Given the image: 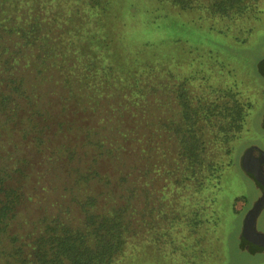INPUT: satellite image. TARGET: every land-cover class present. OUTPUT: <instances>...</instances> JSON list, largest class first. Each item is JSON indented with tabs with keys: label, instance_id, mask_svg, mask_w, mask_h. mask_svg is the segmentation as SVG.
<instances>
[{
	"label": "trees",
	"instance_id": "trees-1",
	"mask_svg": "<svg viewBox=\"0 0 264 264\" xmlns=\"http://www.w3.org/2000/svg\"><path fill=\"white\" fill-rule=\"evenodd\" d=\"M252 1L150 0L179 11L204 8L225 23L244 16ZM138 3L0 0V264H144L142 245L162 251L170 244L174 252V233L181 234V244L190 237L197 244L192 236L199 224L217 225L201 216L206 210L216 218L214 195L223 171L233 165L235 141L252 104L219 58L201 56L230 84L212 88L194 82V72L176 75V59L160 54L156 41H124L126 32L109 29V21L122 28L124 17L140 20ZM182 54L189 55L187 65L197 63L189 50ZM49 80L55 85L46 91L54 90L60 112L39 93ZM163 93L179 111L163 125L151 123V108ZM82 102L93 123L78 116ZM23 144L47 170L67 167L61 172L64 200L53 204H75L77 214L59 207L36 220L23 218L20 223L29 227L21 234L13 223L27 204ZM258 228L264 231V211ZM221 240L215 254L209 250L218 262ZM202 253L194 264H206Z\"/></svg>",
	"mask_w": 264,
	"mask_h": 264
},
{
	"label": "rangeland",
	"instance_id": "rangeland-1",
	"mask_svg": "<svg viewBox=\"0 0 264 264\" xmlns=\"http://www.w3.org/2000/svg\"><path fill=\"white\" fill-rule=\"evenodd\" d=\"M141 2H143L142 5L138 3V11L141 13L140 20H135V17L130 18L129 16L126 20L124 17L127 23L122 28H119L118 24H116V27L112 26V21H109V29L115 30L113 32L122 29L123 34L126 32L124 41H156L160 48V54H171V57L176 59V64L172 65L176 75L179 74V77H182L194 72L193 75L197 78L194 82L206 84L212 88H220L230 84L225 80V74L223 75L221 69L219 70L214 63H210L201 56L207 57L209 55L212 58H219L224 65V70L230 67L231 74H228L230 81L233 84L235 79L238 81V84H236L237 91L252 104L246 124L235 141L232 157L233 165L223 171L220 190L217 195H214L215 201L212 204L215 206L216 211L213 215L216 218L211 219L209 212H206V210H204L205 214L201 216V219L207 218L204 220H212L217 225L211 227L212 222L199 224L196 233L192 236L198 241L197 244H195V241L192 242L191 237L189 241L186 240L181 244L182 239L179 238L181 234L174 233L172 236L176 249L174 252L168 250L170 244L164 245L162 251L144 244L141 248L144 257L141 255V259H146L144 264H194L199 259V253L201 254L204 251L206 264H264V255H250L245 251H240L237 246L241 219L250 207L251 202L256 198V190L250 180L241 172L238 159L244 148L251 144H256L264 149V128L261 126L264 112V79L258 71L259 60L264 57V0L252 1L244 16L236 17V20L234 19L228 23L220 21L218 18H211L204 8L179 11L174 7H157L158 5L152 4L150 0H141ZM113 3L116 4L117 2ZM147 12H150L149 15ZM144 13H147V16H144ZM152 16H157L155 22L145 24L144 19L145 21L150 20ZM149 26L153 27V30ZM247 26H250L251 31L245 32V34L243 30H246ZM183 50L190 51L192 55L191 63L195 59L197 62L195 65L186 64L187 61L190 62L189 59H186L189 58V55H183ZM143 56L147 60L150 54ZM185 61L186 63H184ZM204 72H206L205 75H203ZM199 76H204L206 80L198 78ZM179 80L180 78L176 80L177 83ZM51 85L54 86V82L46 81L42 90L40 91L39 86L37 92L40 91L39 93L44 100L51 101L50 107L54 105L52 109L60 112L61 105L59 101H56L57 98L53 94L54 90L52 92L46 91ZM165 95L163 93L160 102L151 108L156 115V119L150 120L151 123L158 120L163 125L168 120L176 118L179 106L172 99L169 103L166 102ZM84 104L86 103L82 102L76 105V107H80L78 108L80 109L78 116L81 117L84 123H93L94 114L89 110L81 109L82 106H85ZM81 155L82 150L79 151L78 156ZM22 156H25L28 160L25 169L30 174L22 189L27 194V197H25L27 204L22 205L21 208L25 209H20L21 215L13 223V230L22 234L29 226L21 224V219L36 220L35 218L39 215L53 213L59 207L62 209L67 207L72 210L73 214H77L75 204H53V202L57 203L64 200V198L62 199L64 175L61 172L65 171L67 167H64L63 170L54 165L47 170L39 155L29 145L24 146L23 144ZM86 159L84 156L81 161L84 163ZM71 167L75 166L71 163ZM156 205L158 206V204ZM164 205L174 208V204ZM162 209L167 211L165 207ZM158 220L160 221L161 217H158ZM217 238L222 239L219 262L215 258L213 259L210 253L212 251V254H215L214 252L218 248L215 245L218 244ZM163 240L161 239V241ZM184 246H186L185 251L182 248ZM170 248H172V245ZM184 253L185 255L182 256L181 254ZM128 262L130 263V261ZM131 262L133 263V261Z\"/></svg>",
	"mask_w": 264,
	"mask_h": 264
},
{
	"label": "water",
	"instance_id": "water-1",
	"mask_svg": "<svg viewBox=\"0 0 264 264\" xmlns=\"http://www.w3.org/2000/svg\"><path fill=\"white\" fill-rule=\"evenodd\" d=\"M258 71L264 77V57L259 60ZM261 122L264 128V112ZM238 165L256 190V198L241 219L237 246L240 251L250 255H264V231L258 228L259 217L264 211V149L256 144L245 147L239 156Z\"/></svg>",
	"mask_w": 264,
	"mask_h": 264
},
{
	"label": "flooded vegetation",
	"instance_id": "flooded-vegetation-1",
	"mask_svg": "<svg viewBox=\"0 0 264 264\" xmlns=\"http://www.w3.org/2000/svg\"><path fill=\"white\" fill-rule=\"evenodd\" d=\"M262 77V76H261ZM264 79V77H262Z\"/></svg>",
	"mask_w": 264,
	"mask_h": 264
}]
</instances>
